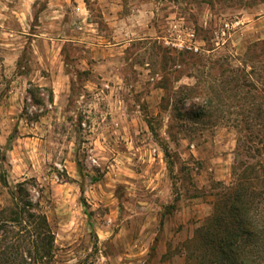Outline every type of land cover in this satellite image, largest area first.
<instances>
[{
	"label": "rangeland",
	"instance_id": "1",
	"mask_svg": "<svg viewBox=\"0 0 264 264\" xmlns=\"http://www.w3.org/2000/svg\"><path fill=\"white\" fill-rule=\"evenodd\" d=\"M27 1L32 15L0 25L18 51L7 64L12 45L0 44V210L17 208L9 228L21 236L0 230V264H220L195 232L242 166L264 159V0H51L61 16ZM182 22L200 52L163 45ZM86 41L100 49L90 69ZM18 74L30 85L8 94ZM253 171L246 204L264 221ZM29 213L52 237L41 259L26 255L45 244Z\"/></svg>",
	"mask_w": 264,
	"mask_h": 264
},
{
	"label": "trees",
	"instance_id": "2",
	"mask_svg": "<svg viewBox=\"0 0 264 264\" xmlns=\"http://www.w3.org/2000/svg\"><path fill=\"white\" fill-rule=\"evenodd\" d=\"M30 96L33 95L30 93ZM258 169L264 175V159L255 162V164L243 165L241 171L235 175L234 185L219 194L214 204L213 213L208 218L207 223L195 232V237L202 246L216 251L221 259L220 264H264L258 259L259 255L264 253V221L258 219L255 213L249 212L246 204L248 172ZM253 178L257 179L258 174H254ZM22 185V183L17 184L19 192L23 190ZM253 195L261 198L260 193ZM19 213L16 207L7 211L0 210V230L5 234L1 239L4 241L9 242L10 238H21L19 232H14L9 228L12 224L20 221ZM28 216L32 218L31 222L34 225L32 226L33 230L28 231L30 236H32V231L37 232L36 237H42L45 244L41 247L37 245L36 241H33V250L27 249L26 255L30 259L31 257L41 259L49 254L52 237L50 234L39 233L37 230L39 227L48 228L47 220L40 213H29ZM248 243L254 245L258 253L253 258L248 257L244 252ZM9 247L11 250L8 252V257L11 256V259H15L21 254L19 251L20 244H10ZM41 248L43 251H40Z\"/></svg>",
	"mask_w": 264,
	"mask_h": 264
},
{
	"label": "crops",
	"instance_id": "3",
	"mask_svg": "<svg viewBox=\"0 0 264 264\" xmlns=\"http://www.w3.org/2000/svg\"><path fill=\"white\" fill-rule=\"evenodd\" d=\"M20 1L21 0H16L14 1L15 4H13V6L11 5H8L6 7H0V25L1 26H4L6 24V18L7 17H14V18H17L16 20H19L20 23L22 22V19L23 18H28L29 15H32V12H33V5L32 4H29L27 0L24 1V6H21L20 5ZM3 6V5H2ZM82 8L81 6H76L75 7V10H73L72 12L74 14H78V11L81 12ZM63 14V10L61 9L59 3H55L53 4L51 0H47L44 7L39 11V15H42V16H61ZM79 20H78V24L76 25L75 29L77 30H82V25H80V22L83 21V19H85V17L83 18V15H80V17H78ZM110 25H115L117 24V21H113L112 19H110V21L108 22ZM88 25H91V24H88ZM4 31H7V30H4ZM12 30H8L9 34L12 36L13 33L18 34V33H22V32H11ZM120 34H122V32L119 31ZM29 35H32L33 37H36L39 39V37L42 35V33H39L38 35L37 34H29ZM82 35L84 36V32L82 33ZM83 39L84 38H88L90 39L91 38V35H89L88 37L84 36L82 37ZM127 41L126 40H121L119 43H116L118 44L119 47H124L126 45ZM0 44H4V42L0 43ZM4 45H8V46H11L12 47H9L8 51H6V55H8V63L7 64H11L13 66H15V63H11V59L13 57L16 56L17 58V55H18V51L15 47H13V42L12 41H9L8 44H4ZM84 47H86V49H84V53H86V60H84V69H90L91 67V58H95V56L99 53L97 46L91 44L90 42H85V45ZM101 53V51H100ZM41 54V53H40ZM8 66V70H11V68L13 66ZM64 64L62 62V68H64ZM22 78H24L25 80V83H26V86L30 85V82L28 83V79H27V76L25 74H18L16 77L10 79L8 81V94H11V93H14L15 90L17 89V83L18 81H20Z\"/></svg>",
	"mask_w": 264,
	"mask_h": 264
},
{
	"label": "built area",
	"instance_id": "4",
	"mask_svg": "<svg viewBox=\"0 0 264 264\" xmlns=\"http://www.w3.org/2000/svg\"><path fill=\"white\" fill-rule=\"evenodd\" d=\"M174 28H176L174 33L162 37L163 45L166 48L175 51H192L195 53L202 50L193 28L183 22L179 25H174Z\"/></svg>",
	"mask_w": 264,
	"mask_h": 264
}]
</instances>
